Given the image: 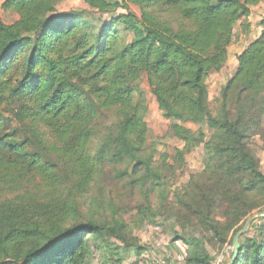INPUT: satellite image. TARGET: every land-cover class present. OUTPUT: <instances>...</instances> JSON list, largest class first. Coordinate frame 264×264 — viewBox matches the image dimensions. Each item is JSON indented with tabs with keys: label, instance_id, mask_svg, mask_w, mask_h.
Returning a JSON list of instances; mask_svg holds the SVG:
<instances>
[{
	"label": "trees",
	"instance_id": "16d2710c",
	"mask_svg": "<svg viewBox=\"0 0 264 264\" xmlns=\"http://www.w3.org/2000/svg\"><path fill=\"white\" fill-rule=\"evenodd\" d=\"M65 1L0 0V12L18 17L8 25L0 16V264L140 256L129 224L101 216L113 210L103 186L111 178L139 195L140 224L170 225L184 264H217L264 207L251 147L260 140L264 149V18L258 35L249 21L263 0H83L87 9L61 12ZM237 28L254 38L212 113L209 78L228 62ZM144 77L183 144L159 162L148 145ZM200 147L202 170L177 190V172ZM239 244L234 264H264V217Z\"/></svg>",
	"mask_w": 264,
	"mask_h": 264
},
{
	"label": "rangeland",
	"instance_id": "374dc122",
	"mask_svg": "<svg viewBox=\"0 0 264 264\" xmlns=\"http://www.w3.org/2000/svg\"><path fill=\"white\" fill-rule=\"evenodd\" d=\"M2 1V0H1ZM262 10H253V14L250 17L249 21L252 24L253 30L259 32L257 29L261 19L264 18V0L261 3ZM257 8V7H256ZM87 9V5L83 2V0H66L61 5L58 6L59 11L64 12H71V11H77V10H84ZM131 10L137 14L140 15V11L137 7L132 6ZM121 13V12H120ZM0 16L4 23L6 24H12L14 23L18 17L12 14L4 13L3 11L0 12ZM105 19L107 17L105 16ZM236 38L234 44L229 48L230 52V58L228 62L225 64L223 69L218 73H212L209 78V94H210V109L212 113H216V110L218 108L217 105V99H219L220 91L222 87L226 84L228 79H230L233 74L235 73L238 62L236 59V56L243 50V47L245 43H248L249 41L253 40L254 36H251L250 39H247L245 41V36L242 33V31L237 28L236 30ZM141 89L145 92L147 97V103H148V116H147V124L149 127V141L148 145L150 147L154 146L157 148V151L159 152V156L157 157V162H159L163 155H167L169 157H173L175 155V149L182 148L183 144L177 142L171 135L170 132V125L171 123L163 116V114L159 111L158 105L155 101V98L150 92L147 79L146 77L143 78V80L140 83ZM110 114L106 115L103 119L100 121V126L104 123L108 122V118H110ZM101 129L103 127H100ZM188 128L193 131H198L199 126L196 125H188ZM203 130V129H202ZM204 132L207 133V130L204 129ZM252 149L256 153V156L260 160V167L262 172L264 173V149L263 144L260 140H255L252 145ZM203 155L204 150L203 147L198 148L195 150L192 154L187 156L186 158V167L184 170H180L177 172V186L175 187L177 190L182 189L190 180V176L194 173L199 172L203 168ZM172 165V161H169ZM175 184V185H176ZM103 186L105 188V192L108 194L109 202L108 204L113 206V210L110 209V211L103 213L101 215L103 218H113L114 215H117L118 219H121L129 224L133 237L137 238L139 240V244L141 247L144 248V251L140 256L136 255H130L128 258H126L124 264H152L153 259L156 258H165L167 259L169 264H172L168 258L167 253L169 251L170 245L173 244L172 239L173 231L169 229V224L166 225L164 228L163 226H155L154 223H149L146 225H142L139 223L137 211H133V208L135 207L136 203H140V197L139 195L135 196L129 192V189H125L123 185L119 182H117L114 178L109 180H104ZM151 201L153 206L156 208L158 206V199L155 196L151 197ZM175 200L174 198H170V205L171 207L174 206ZM83 212L85 214H89L90 212V205L84 204L83 202ZM93 210V208H91ZM93 212V211H92ZM257 215H264V207L261 211H255L249 218L246 220V224L243 225V228L234 235L232 238V243L225 246L222 252L216 253L217 258V264H229L234 250V239L237 234L242 232L243 229H245L246 225L251 221L249 224L248 230L251 228L252 224L255 220H253V217H256ZM263 217V216H261ZM224 210H220L217 215V221L220 223L224 222ZM163 217L160 216L158 218V222H162ZM177 229V230H176ZM175 231L180 232L178 228H176ZM247 230V232H248ZM240 241V238H239ZM180 244H177L178 251L177 253H181L183 256L186 255V247L182 242H179ZM178 264V263H177Z\"/></svg>",
	"mask_w": 264,
	"mask_h": 264
},
{
	"label": "crops",
	"instance_id": "0c3cea01",
	"mask_svg": "<svg viewBox=\"0 0 264 264\" xmlns=\"http://www.w3.org/2000/svg\"><path fill=\"white\" fill-rule=\"evenodd\" d=\"M261 6H263V5L260 4L257 8H254V9H257L260 11V10H262ZM260 19L262 20L263 18H260ZM259 33H260V31L257 32V35ZM177 244H180V243L178 242V243H173L172 245H170V247L168 248L169 251L167 253V258L172 264H177V263L178 264H184L186 255L183 254V256H182L181 253H179V252L177 253V251H178Z\"/></svg>",
	"mask_w": 264,
	"mask_h": 264
},
{
	"label": "water",
	"instance_id": "95a60500",
	"mask_svg": "<svg viewBox=\"0 0 264 264\" xmlns=\"http://www.w3.org/2000/svg\"><path fill=\"white\" fill-rule=\"evenodd\" d=\"M261 216L264 217V215H257L256 217H253V220H255L256 218H259ZM250 223H251V221L246 225L245 229H243L242 232H240L239 234L236 235V237L234 239L235 250H234L233 256H232L229 264H234L235 259L237 258L239 251H240L239 238L247 232V230L250 226L249 225Z\"/></svg>",
	"mask_w": 264,
	"mask_h": 264
},
{
	"label": "built area",
	"instance_id": "2783aa9c",
	"mask_svg": "<svg viewBox=\"0 0 264 264\" xmlns=\"http://www.w3.org/2000/svg\"><path fill=\"white\" fill-rule=\"evenodd\" d=\"M152 264H169L165 258H156L153 259Z\"/></svg>",
	"mask_w": 264,
	"mask_h": 264
}]
</instances>
